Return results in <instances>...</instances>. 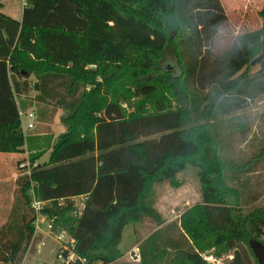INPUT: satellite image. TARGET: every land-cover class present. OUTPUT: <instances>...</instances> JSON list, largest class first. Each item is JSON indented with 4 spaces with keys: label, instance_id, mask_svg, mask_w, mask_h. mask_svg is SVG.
Listing matches in <instances>:
<instances>
[{
    "label": "trees",
    "instance_id": "1",
    "mask_svg": "<svg viewBox=\"0 0 264 264\" xmlns=\"http://www.w3.org/2000/svg\"><path fill=\"white\" fill-rule=\"evenodd\" d=\"M2 7L0 152L28 145L32 168L16 178L0 262L23 264L43 214L69 233L70 264H132L119 260L123 232L146 220L159 228L140 243V264H214L203 253L260 264L250 240L264 244V201L247 176L263 153L237 161L227 151L231 133L249 128L237 112L264 95V7L262 27L242 34L221 0H26L21 20ZM27 100L64 110L52 146L25 135ZM227 116L239 122L230 132ZM190 166L202 200L166 223L155 188L180 187Z\"/></svg>",
    "mask_w": 264,
    "mask_h": 264
},
{
    "label": "rangeland",
    "instance_id": "2",
    "mask_svg": "<svg viewBox=\"0 0 264 264\" xmlns=\"http://www.w3.org/2000/svg\"><path fill=\"white\" fill-rule=\"evenodd\" d=\"M2 1L6 3V6L5 8H1V11L9 13V15H11L12 17L19 16L20 9L18 7L21 4L20 0ZM223 1L229 14L237 20L241 19V24H243V26H241V29L235 30L233 29L232 24L230 22V27L232 28L235 34L257 31L262 27V18L259 12L264 7V0ZM12 8H15L18 13L12 12ZM234 11L236 12V15H234ZM258 20H260L261 23H258ZM166 63L168 65V68H175V64L174 61L172 62V59L169 58ZM260 68V63H256L254 65L251 64L250 72H257ZM26 102L28 108L27 111H25L34 114V119L32 120V122H34L35 124L34 128L27 130L26 136H35L39 138L38 142L43 147L49 140L52 146V144L55 143L56 137H58L60 133L66 130V126L62 122V116L65 114L64 110L53 105H44L41 103L32 102L31 100H27ZM237 114H241L245 117V122L240 123L247 125L249 128L247 129L246 135L244 136H242V134L238 130L231 133V135L228 137L231 138V143L229 150L227 151V155L233 158L234 160L243 161L248 158H251L254 155L259 154L260 152L263 153L257 165L258 170L247 176L250 177L251 182L249 186L253 190V193H260L259 200L256 203H261L264 201V95L249 101L248 105L245 108L241 109L239 112H237ZM227 119L229 127L228 130L230 132L233 130L234 126L239 122H237L238 120L236 119H232L230 116H227ZM24 121L26 123L28 119L25 118ZM228 130L227 133H229ZM160 135L161 133L154 134L150 136V138L159 137ZM47 136H50L51 138H46ZM49 155L50 151H47L35 162V164L46 163L49 160ZM16 158L21 159L20 161H16ZM16 158L12 159V157L8 156L5 158L0 157V170H3L2 172L0 171V227L6 221H8L14 203L13 200H15L16 190L13 191L14 184L11 182L13 181V173H10V170L15 168V171H17L19 175L22 173H28L32 168L31 151L28 145H26L25 149L21 150V153L16 154ZM20 162H25V166H19ZM8 175H10V178H12L8 180L1 179L7 177ZM197 175L198 170L190 166L178 174V179L181 185L184 184V187L186 188L187 192L193 194L192 199L197 198L202 200L201 186ZM181 187L183 186H180V188ZM178 188L179 187H174L168 182L158 184L155 188L157 209V203H159V207L163 209L166 208L164 202L167 201V196L169 195L175 196L176 200L181 199L183 196L181 197V194L176 192ZM169 192H176V195L169 194ZM13 195L14 199H12ZM85 199L86 196L84 195L74 197V202L78 208V212L82 211ZM179 204V208L181 209V206L183 205H181V203ZM161 214L163 215V213ZM136 228L139 235L144 236L145 234L151 232L153 229H157L159 227L156 226V224L153 223L151 220H146L138 224ZM54 232L56 235H58L61 234L63 230H54ZM138 233L135 231L134 224H129L125 227L123 234L124 237L121 243V249L123 252H127L133 246L138 245ZM54 238L39 232L38 236L32 241L31 246L28 250V253L32 254L33 256L29 257L30 262L26 261L24 264H61V260L59 257L61 243L65 242L70 244L71 237L67 232L63 239H60L58 236H54ZM42 241L46 242V245L39 247V244H41ZM203 255L205 258L213 257L214 261H212V263L214 264H228L229 261L232 259L231 253L222 255L220 257L214 256L210 253H203ZM0 264L8 263L0 262Z\"/></svg>",
    "mask_w": 264,
    "mask_h": 264
},
{
    "label": "crops",
    "instance_id": "3",
    "mask_svg": "<svg viewBox=\"0 0 264 264\" xmlns=\"http://www.w3.org/2000/svg\"><path fill=\"white\" fill-rule=\"evenodd\" d=\"M21 1V4H20V6L18 7L19 9H20V11H19V16H15V17H13V18H16V19H18V20H21L22 19V16H23V11H24V8H25V6H26V0H20ZM3 2V7L2 8H5V6H6V3L4 2V1H2ZM221 2H222V4H223V6L225 7V3H224V1L223 0H221ZM225 9H226V14L228 15V17H229V20H230V22H231V24H232V27H233V29H235V30H237V29H241L242 27L241 26H243V24H241L242 22H241V19H239V20H237V19H235V18H233L230 14H229V12L227 11V8L225 7ZM12 12H17L18 13V11L17 10H15V8H12ZM4 13H6V14H8L9 15V13H7V12H4ZM236 12L234 11V15H236L235 14ZM243 14V13H242ZM11 16V15H10ZM261 22H262V20H261ZM260 22V20H258V23H261ZM32 79H34V77L33 76H30ZM34 93H37V92H34ZM44 105H48V104H44ZM24 109H22V108H20V111H23ZM26 111H27V109H26ZM25 110L23 111V112H26ZM27 113V112H26ZM21 116V115H20ZM25 118H27L28 119V121H29V117H24L23 118V120L22 121H24V119ZM27 121V122H28ZM26 122V123H27ZM23 123H25V121L24 122H22V128H23V131H24V133H25V135H26V132H27V130H25L24 129V127H23ZM56 140H57V137H56ZM55 140V141H56ZM26 148V145L22 148V150L23 149H25ZM17 153H21V151H19V152H0V157H3V158H5V157H12V159L13 158H16V154ZM20 159L21 158H16V161H20ZM20 165L19 166H21L22 167V164H25V162L23 163V162H20L19 163ZM1 172L3 171V170H0ZM13 173L14 174V176H13V174H12V177H13V181H11L13 184H14V190L13 191H15L16 190V178H17V176H18V173H17V171H15V168L14 169H11L10 170V173ZM16 174V175H15ZM11 177V178H12ZM10 178V175H8L7 177H4V178H1V179H4V180H8V179H11ZM181 186H183V187H179L178 189H177V193H179V194H181L180 196L182 197L181 199H175L176 197L175 196H167V201H165L164 202V205H165V209H163V208H161V207H159V203H157V206H158V209L160 210V212L161 213H163V215H164V218H165V220H166V223H170V222H172V221H176V220H179V218H180V216H181V214L184 212V211H186L188 208H190V207H192L193 205H195V204H197V203H200L201 202V199H197V198H195V199H192V196H193V194H190L189 192H187V190H186V188L184 187V184L183 185H181ZM176 192H169V194H175L176 195ZM12 199H14V195L12 196ZM13 202H14V200H13ZM45 203H44V205L47 203V201H44ZM179 203H181V205H183V206H181L182 208L180 209L179 208V206H180V204ZM84 207H85V202H84ZM83 207V208H84ZM83 210V209H82ZM177 212V213H176ZM43 227V226H42ZM125 230V229H124ZM155 229H153L151 232H149L148 234H145L144 236H141V235H139V233H138V231H137V228H135V231L138 233V245L137 246H133L131 249H129L127 252H123L122 251V249H121V244H120V249H121V251H122V253H123V256L119 259L120 261H125V262H130V263H132V264H140V260H134V253H135V251L136 252H139V245H140V243L142 242V240H144V239H146L153 231H154ZM40 233H44V232H40ZM44 234H46V233H44ZM123 234H124V232H123ZM38 236V235H37ZM123 237H124V235H123ZM122 240H123V238H122ZM122 243V242H121ZM40 246H42L41 244H39V247ZM29 252V251H28ZM27 252V254H26V256H25V259H24V261H23V264L27 261V262H30V260H29V257L30 256H33L32 254H29ZM36 255V254H35ZM207 260V259H206ZM31 262H33V261H31ZM210 262V261H209Z\"/></svg>",
    "mask_w": 264,
    "mask_h": 264
},
{
    "label": "built area",
    "instance_id": "4",
    "mask_svg": "<svg viewBox=\"0 0 264 264\" xmlns=\"http://www.w3.org/2000/svg\"><path fill=\"white\" fill-rule=\"evenodd\" d=\"M20 115H21V119L23 120L24 117H29V121L27 123H23V127L25 130H29L35 127L34 122H32V120L34 119V114L33 113H29V112H23L20 111ZM24 122V121H22ZM22 166H25V164H22ZM44 201H38L35 200V207L37 210H40L43 206H44ZM39 205V206H37ZM43 226V227H42ZM39 232H44L46 233L47 236L54 238V236H58L60 239H63L66 235V231L63 230V232L61 234L56 235L54 232V219L52 220H48L47 217L43 214H38L37 220H36V236L37 237ZM65 234V235H64ZM55 239V238H54ZM41 245L44 246L46 245V242L42 241ZM60 260H61V264H70L71 262L75 261L78 256L74 251V243L71 239L70 244L69 243H65L62 242L61 243V248H60ZM141 256L139 254V252L134 253V260H140ZM208 261L212 262L214 261L213 257L210 258H206ZM83 261H85V259H83Z\"/></svg>",
    "mask_w": 264,
    "mask_h": 264
},
{
    "label": "water",
    "instance_id": "5",
    "mask_svg": "<svg viewBox=\"0 0 264 264\" xmlns=\"http://www.w3.org/2000/svg\"><path fill=\"white\" fill-rule=\"evenodd\" d=\"M262 57H257L252 60L251 64L259 63ZM250 246L253 250L254 256L257 258L260 264H264V244L258 239H251Z\"/></svg>",
    "mask_w": 264,
    "mask_h": 264
}]
</instances>
